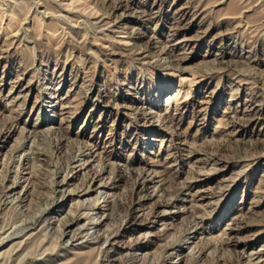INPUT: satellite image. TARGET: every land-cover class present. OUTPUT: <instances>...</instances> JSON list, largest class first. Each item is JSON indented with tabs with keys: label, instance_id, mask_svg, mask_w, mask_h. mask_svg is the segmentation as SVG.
<instances>
[{
	"label": "rangeland",
	"instance_id": "1",
	"mask_svg": "<svg viewBox=\"0 0 264 264\" xmlns=\"http://www.w3.org/2000/svg\"><path fill=\"white\" fill-rule=\"evenodd\" d=\"M263 181L264 0H0V264H264Z\"/></svg>",
	"mask_w": 264,
	"mask_h": 264
},
{
	"label": "bare ground",
	"instance_id": "2",
	"mask_svg": "<svg viewBox=\"0 0 264 264\" xmlns=\"http://www.w3.org/2000/svg\"><path fill=\"white\" fill-rule=\"evenodd\" d=\"M111 4V3H110ZM114 4H116V3H114ZM110 8V7H109ZM124 8H128V7H124V5L123 4H116V5H112V7L110 8V10L112 11V13L115 15V14H117V12L118 11H120V10H123ZM110 14V13H109ZM112 15V14H111ZM115 17V16H114ZM125 16H124V14L123 15H121V16H118V17H116V18H119L120 19V21L122 20V18H124ZM109 18V17H108ZM116 21H117V19H115ZM138 35V34H137ZM142 50V49H141ZM172 49L171 50H167L166 52H165V54L166 55H170V54H172ZM137 52V51H136ZM135 52V53H136ZM179 63V61L178 60H176L175 59V61H174V64L176 65V64H178ZM181 63V62H180ZM180 65V64H179ZM235 119L239 122V123H241V125L243 124V123H245V124H247V123H251V122H248L246 119H245V117L244 118H240V116H238V111H235ZM240 114V113H239ZM244 116H245V114H243ZM154 119L153 118H151L150 117V115H148V114H145L144 115V117H143V122H145L146 124H150V125H153L154 123H155V121H153ZM166 120V119H165ZM165 120H163V121H165ZM173 121H175V120H173ZM173 121L171 120V122L173 123ZM250 121V120H249ZM156 122H159V121H156ZM245 126V125H244ZM227 144H229V141L228 140H224V141H222V142H220L218 145H216L215 147H213V145L211 146H205V147H202L201 146V148H200V151H207L206 153H209L210 154V156L211 157H214L215 158V156H217L218 155V153L219 152H221L222 150H224V149H228V147H227ZM203 153V152H202ZM76 154V153H75ZM190 154V153H189ZM82 155H80V153L78 154H76L75 155V157H74V159H73V162L72 163H74V162H76V160L79 158V157H81ZM219 157H220V155H219ZM218 159V158H217ZM26 160L28 161L29 159H27L26 158ZM217 173V172H216ZM23 174V173H22ZM141 174V173H140ZM139 174V177H143V175H145L146 173H144V174H141L140 175ZM27 180V179H26ZM66 181H67V179H64V181L60 184V186H65V185H67L66 184ZM145 183V182H144ZM263 183H264V181H263ZM14 185L16 186V187H18L17 185H18V182L17 183H14ZM145 185V184H144ZM59 186V185H58ZM139 186V185H138ZM12 188V187H11ZM193 188H194V186H193V184L192 183H186L185 185H183L182 186V188H179L178 190H175V192H174V194L175 195H177L178 193H180V192H182V191H192L193 190ZM136 189H137V185H136ZM11 190V189H10ZM61 192H63V191H61ZM1 193V192H0ZM4 193V192H3ZM65 193V192H64ZM83 193V191H78V192H74V193H72V192H69V193H67L68 195H64L59 201H58V203L55 201L53 204H52V206L53 207H55V210H58V212H61L62 211V209L66 206V205H68L69 206V210H68V213L66 214V216H64V217H62V218H64L63 219V222H64V225L62 226L63 227V231H62V233L60 234V238H64V237H66L67 239H68V244H70V245H76V243H77V241H78V234H82L83 233V231H85V227L84 226H79V222H80V219L78 218V216H76V213H73L74 212V210L75 211H77V209H76V206H77V204L75 203V198L74 197H78L80 194H82ZM135 192H134V190L132 191V197H131V199H129L128 201H126L125 202V204H123V203H120V204H118V206H119V208L121 209V210H125V211H131V209H134L133 208V206H135L136 205V202L134 201V198H133V194H134ZM10 196V195H9ZM61 197V196H60ZM65 197L67 198V199H65ZM71 199V200H69V198ZM9 198V197H8ZM57 200V199H56ZM7 201H4L3 202V204L4 203H6ZM68 202V203H67ZM173 202L174 201H172L171 199L169 200H167V199H160L159 201H157V207H158V209H167V208H169L170 206H173ZM115 204V203H114ZM51 206V207H52ZM115 206V205H114ZM116 207V206H115ZM118 208V209H119ZM136 208V207H135ZM117 209V208H116ZM133 211V210H132ZM57 211L55 212H53V214L52 215H54L55 217L54 218H61L60 216H58V214H56V213H58ZM78 215V214H77ZM62 216V215H61ZM130 216V215H129ZM48 218V217H47ZM242 218V217H241ZM51 219V218H50ZM242 221V220H241ZM238 222L239 224H235L232 228H231V232H233V233H237V234H241L242 232H244V231H246L247 230V226L246 227H244V226H242V223L243 222ZM132 222V221H131ZM134 223V222H133ZM193 224V223H192ZM191 224V225H192ZM262 225H261V228L264 230V223L262 222L261 223ZM103 225V223L102 222H99L98 224H96L95 225V227H94V229H97L98 227H101ZM129 225H131V223L129 224ZM195 225V224H194ZM244 225H246V223L244 224ZM249 227V226H248ZM193 228V227H192ZM194 229V228H193ZM96 232V234H97V236L95 237V244H96V246L97 245H105V244H108V243H110V239H111V235L112 234H108L109 235V237H106V239L104 240V238H103V236L102 235H100L98 232H97V230L95 231ZM110 233H112V231L110 232ZM116 235V234H115ZM114 235V236H115ZM116 237V236H115ZM113 238V237H112ZM167 245V244H166ZM99 247V246H98ZM163 249H165V248H163ZM170 249H171V247L170 246H166V250H167V252H169L170 251ZM165 250V251H166ZM237 254V253H236ZM253 257H255L256 258V260H258V261H260L261 259H263V257H264V254L262 253V251H257V252H255V253H253V255H252ZM237 258V257H236ZM235 258V259H236ZM244 258H245V256H244ZM244 258H241V257H239L237 260H236V264H242V260H244ZM251 258V257H250ZM254 258V259H255ZM245 260H247V259H245ZM244 260V261H245ZM248 264H253V262H252V260H248ZM247 263V262H246Z\"/></svg>",
	"mask_w": 264,
	"mask_h": 264
}]
</instances>
